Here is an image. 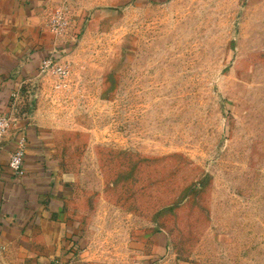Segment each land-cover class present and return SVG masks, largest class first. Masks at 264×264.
<instances>
[{"label": "rangeland", "instance_id": "obj_1", "mask_svg": "<svg viewBox=\"0 0 264 264\" xmlns=\"http://www.w3.org/2000/svg\"><path fill=\"white\" fill-rule=\"evenodd\" d=\"M114 6L83 20L64 79L19 95L53 129L90 251L264 264V0Z\"/></svg>", "mask_w": 264, "mask_h": 264}, {"label": "crops", "instance_id": "obj_2", "mask_svg": "<svg viewBox=\"0 0 264 264\" xmlns=\"http://www.w3.org/2000/svg\"><path fill=\"white\" fill-rule=\"evenodd\" d=\"M116 0H0V112L13 121L0 141V260L3 264H103L90 251L76 213L74 178L54 156V132L20 105V91L41 77V62L69 61L86 16L115 7ZM118 1V0H117ZM66 8L63 31L49 25ZM18 92L14 100L13 93ZM22 93V92H21ZM25 142L23 175L11 154Z\"/></svg>", "mask_w": 264, "mask_h": 264}, {"label": "built area", "instance_id": "obj_3", "mask_svg": "<svg viewBox=\"0 0 264 264\" xmlns=\"http://www.w3.org/2000/svg\"><path fill=\"white\" fill-rule=\"evenodd\" d=\"M68 24V17L66 8L58 9L54 11L48 25L56 32H61L65 29ZM41 72H50L58 76L61 80L64 79L68 73V69L57 63L52 57L44 59L40 64ZM14 100L18 97V92L13 93ZM13 121V111L6 113L0 112V141L9 129L10 124ZM25 153V142L21 140L18 148L11 154L9 166L15 175H23V157ZM52 264H65L64 262L54 260Z\"/></svg>", "mask_w": 264, "mask_h": 264}]
</instances>
